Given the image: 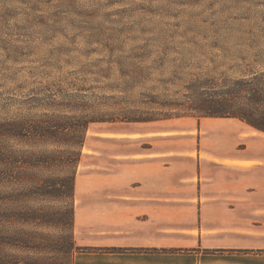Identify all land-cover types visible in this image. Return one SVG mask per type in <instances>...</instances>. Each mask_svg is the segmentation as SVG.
Here are the masks:
<instances>
[{"label":"rangeland","instance_id":"374dc122","mask_svg":"<svg viewBox=\"0 0 264 264\" xmlns=\"http://www.w3.org/2000/svg\"><path fill=\"white\" fill-rule=\"evenodd\" d=\"M262 68L264 0H0V264L85 249L86 208L54 194L89 125L175 119L190 81Z\"/></svg>","mask_w":264,"mask_h":264},{"label":"crops","instance_id":"0c3cea01","mask_svg":"<svg viewBox=\"0 0 264 264\" xmlns=\"http://www.w3.org/2000/svg\"><path fill=\"white\" fill-rule=\"evenodd\" d=\"M197 120L88 126L74 264H264V132Z\"/></svg>","mask_w":264,"mask_h":264},{"label":"trees","instance_id":"16d2710c","mask_svg":"<svg viewBox=\"0 0 264 264\" xmlns=\"http://www.w3.org/2000/svg\"><path fill=\"white\" fill-rule=\"evenodd\" d=\"M182 100L172 103L176 108L177 117L236 118L249 126L264 132V68L250 71L239 77L203 78L190 81L186 86ZM65 129L64 127H61ZM78 131L84 132L86 123L77 125ZM78 158H71L69 165L76 164ZM75 172L71 171L65 183L58 185V193L54 196L69 199L74 192ZM57 188V187H56ZM73 207H69L66 224L73 225ZM79 248L87 250V247Z\"/></svg>","mask_w":264,"mask_h":264}]
</instances>
